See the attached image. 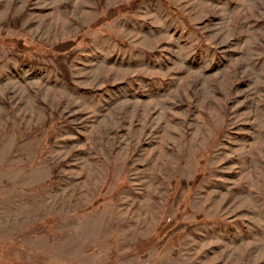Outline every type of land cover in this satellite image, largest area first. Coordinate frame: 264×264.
<instances>
[{
  "label": "rangeland",
  "instance_id": "rangeland-1",
  "mask_svg": "<svg viewBox=\"0 0 264 264\" xmlns=\"http://www.w3.org/2000/svg\"><path fill=\"white\" fill-rule=\"evenodd\" d=\"M0 264H264V0H0Z\"/></svg>",
  "mask_w": 264,
  "mask_h": 264
},
{
  "label": "trees",
  "instance_id": "trees-1",
  "mask_svg": "<svg viewBox=\"0 0 264 264\" xmlns=\"http://www.w3.org/2000/svg\"><path fill=\"white\" fill-rule=\"evenodd\" d=\"M124 8H121L120 10H122ZM115 15V14H114ZM70 44L72 45V42H69V43H63V44H59L55 47V49L59 52L63 51L64 49H66L67 47L70 46Z\"/></svg>",
  "mask_w": 264,
  "mask_h": 264
}]
</instances>
